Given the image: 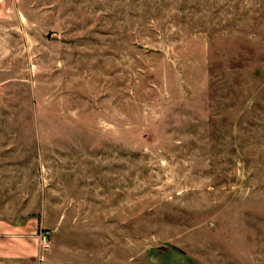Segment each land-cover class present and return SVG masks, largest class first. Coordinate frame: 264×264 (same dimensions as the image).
Here are the masks:
<instances>
[{
	"label": "rangeland",
	"instance_id": "obj_1",
	"mask_svg": "<svg viewBox=\"0 0 264 264\" xmlns=\"http://www.w3.org/2000/svg\"><path fill=\"white\" fill-rule=\"evenodd\" d=\"M0 264H264V0H0Z\"/></svg>",
	"mask_w": 264,
	"mask_h": 264
},
{
	"label": "crops",
	"instance_id": "obj_2",
	"mask_svg": "<svg viewBox=\"0 0 264 264\" xmlns=\"http://www.w3.org/2000/svg\"><path fill=\"white\" fill-rule=\"evenodd\" d=\"M16 249H17V252L14 251ZM16 249L15 248H12V252H14V253H21V252H23V249H20V248H16ZM2 252H5V251H2Z\"/></svg>",
	"mask_w": 264,
	"mask_h": 264
}]
</instances>
